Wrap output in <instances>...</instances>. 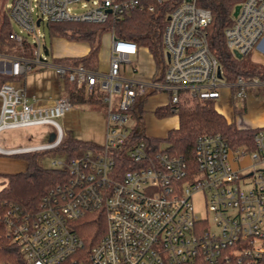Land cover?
I'll return each instance as SVG.
<instances>
[{"label":"built area","instance_id":"2783aa9c","mask_svg":"<svg viewBox=\"0 0 264 264\" xmlns=\"http://www.w3.org/2000/svg\"><path fill=\"white\" fill-rule=\"evenodd\" d=\"M237 4V14L223 35L232 54L245 56L264 34V0ZM78 5L83 9L73 11ZM143 6L153 10L143 0H11L6 4L10 20L25 34L13 29L9 35L21 47L20 54L0 52V72L13 79L0 85V132L41 124L55 130L47 143L0 146V153L52 149L63 138L65 131L57 118L73 109L70 98L59 93L39 100L14 82L35 65L51 66L55 82L84 84L87 98H100L96 104L102 105L104 132L100 142L79 155L53 158L51 167L64 170L66 177L41 197L35 212L9 206L0 213L5 235L18 247L24 264H192L198 257L209 264L222 259L228 264H264V126L254 129L251 149L231 148L219 132L200 134L192 170L182 155L166 148L151 151L131 117L132 107L157 90L167 92L164 106L174 112L181 93L214 101L223 86L236 87V96H242L246 86L260 82L257 76L223 80L218 59L209 48V9L196 0L173 5L163 30L164 69L148 81L122 76V65L130 63L139 47L116 37L113 28L107 32L106 71L49 60V48L38 28L41 23L113 22ZM26 41L29 54L23 48ZM200 191L207 211L203 216L194 212L192 204L193 194ZM92 210L105 215V231L83 252L73 221Z\"/></svg>","mask_w":264,"mask_h":264},{"label":"trees","instance_id":"16d2710c","mask_svg":"<svg viewBox=\"0 0 264 264\" xmlns=\"http://www.w3.org/2000/svg\"><path fill=\"white\" fill-rule=\"evenodd\" d=\"M178 1L165 0L162 3H157L154 0H143V2L153 5L152 11H149L145 6L141 9L135 8L126 13L122 19L113 22H50L47 27L52 38H63L88 46L87 53L81 56L57 57L52 55L49 49L50 60L62 65L82 66L91 71H96L101 35L113 28L116 37L134 41L138 47L147 48L154 59L156 71L159 74L160 65L162 71L165 65L163 30L167 24L169 11ZM238 2L239 0H196L198 6L207 8L211 12V20L207 26L209 48L218 59L225 82H234L238 76L244 78L257 76L264 79V71L256 70L249 62L247 55L236 57L225 45L223 32L231 24L232 12ZM12 31V21L5 7L0 18V52L20 54L21 47H18L14 40L9 37ZM23 48L26 50L25 53L29 54L27 41L23 44ZM11 78L12 76L0 72V85L3 81ZM63 85V93L70 98L73 104L88 102L94 106L97 102L100 103V98L86 97L84 84L77 85L65 79ZM236 91V87L231 88L234 96ZM96 107L101 108L102 105L98 104ZM131 111L138 121L142 113L136 111L134 107ZM158 112H163L164 115L175 114L178 120L177 126L169 129L164 137L147 135L142 130L143 138L152 147L151 151L158 150L159 144L164 141L167 143L166 149L182 155L192 170L195 169L193 159L195 140L202 133L219 132L231 148H252L254 129H239L234 123L227 122L225 117L215 110L211 99H200L181 93L174 112L170 111L167 106L155 108L154 113ZM70 131L71 129L65 131L60 144L52 149L27 151L14 155L22 159L26 166L20 172L0 174L5 179L0 188V213L9 206L19 207L24 212H35L41 197L50 187L65 179L66 172L64 170L42 165L41 160L45 156L59 155L68 159L79 155L86 148L94 145L92 141L79 138ZM105 226L106 219L101 210H92L73 221V229L83 241V252L95 244L105 231ZM1 261L24 264L18 247L9 241L0 221ZM192 264L209 263L204 261L202 257H198ZM215 264L228 263L222 259Z\"/></svg>","mask_w":264,"mask_h":264},{"label":"rangeland","instance_id":"374dc122","mask_svg":"<svg viewBox=\"0 0 264 264\" xmlns=\"http://www.w3.org/2000/svg\"><path fill=\"white\" fill-rule=\"evenodd\" d=\"M11 0H0V18L3 10L6 7V4ZM88 4H86L87 6ZM83 7L80 5L76 6L73 11H81ZM34 16L36 17V10H34ZM13 29L21 34H25V31L17 25L15 22L12 23ZM39 32L43 33L46 46L51 49L53 52H58L59 45L57 44V38H52L49 35L48 27L45 25V22L39 25ZM30 39V37H29ZM63 39V38H62ZM65 40V39H64ZM17 45V44H16ZM20 47L19 45H17ZM110 46V37L109 34L103 33L100 38V47H99V67L105 68L108 63V50ZM145 51V50H144ZM147 62H152V57L148 52H144ZM102 58L101 62L100 59ZM144 57V56H143ZM50 60V59H49ZM137 67L140 68V62H132ZM142 64V62H141ZM132 66L130 63L122 65L121 71L125 74L129 73V69ZM162 66L159 67V74L162 72ZM29 74H36L37 78H40V83L44 78H50L54 74V69L51 66L44 68L35 65ZM27 73V74H28ZM146 99H143L142 103L140 100L135 104L134 108L136 111L142 113L140 119L137 121L132 115L131 117L134 122H137L138 127L144 131L147 135L164 137L169 129L175 128L178 124L177 116L175 114L164 115L163 112L154 113V109L158 105H163L167 101V92L164 90H157L156 92L148 94ZM73 112L76 115V120L74 119L71 124L64 121L62 117H58L57 120L64 128V131L71 129L75 136L82 139H92L100 141L101 132L103 129L104 118L103 114L99 111V108L95 105L92 106L90 103L86 102L84 104H74ZM162 115V117H160ZM53 126L49 124L41 125H32L24 126L18 128H7L0 132V146L3 148H13L18 146H31L35 144H44L50 140L51 134L54 132ZM159 148H167V143L161 141ZM54 157H59V155H49L45 156L41 163L44 166L51 167V164ZM192 204L194 212L198 216L207 215L204 192H196L192 196Z\"/></svg>","mask_w":264,"mask_h":264},{"label":"crops","instance_id":"0c3cea01","mask_svg":"<svg viewBox=\"0 0 264 264\" xmlns=\"http://www.w3.org/2000/svg\"><path fill=\"white\" fill-rule=\"evenodd\" d=\"M59 45L58 52H53L51 49V54L54 56H81L85 55L88 51V46L83 43L71 42L64 40L62 38L54 39ZM110 47V46H109ZM149 53L147 48L139 47L138 53L131 58L130 63L135 68L134 71L129 69V73L125 74L122 72V76L148 81L151 79L156 71V65L152 57V62H147L146 56L144 55L145 51ZM14 55L11 53H6ZM50 56V55H49ZM144 56V57H143ZM50 58V57H49ZM101 58V57H100ZM247 58L249 62L256 70L264 71V34L258 41L256 47L252 49ZM102 58L100 59L101 62ZM140 62V68L137 67L132 62ZM142 62V64H141ZM108 63H109V50H108ZM108 63L105 68L99 67L98 71H106L108 68ZM129 63V64H130ZM99 64V58H98ZM40 67V66H39ZM0 69L1 63H0ZM36 74H25L23 78L14 79V82L22 86L23 90L28 96L34 94L39 100L46 98L48 95H57L59 93L63 94V83L55 82L54 74L50 78H44L40 83V78L36 77ZM260 79V78H259ZM7 80H13L7 79ZM146 99V98H145ZM98 105V104H97ZM95 104V106H97ZM215 110L221 113L227 122H232L239 129H255L257 127L264 126V79H260L259 83L251 84L246 86L244 90V95L234 96L227 86L221 87L220 97L213 101ZM164 106L158 105L157 107ZM74 107V106H73ZM100 111V108H99ZM101 112V111H100ZM75 112L71 110L66 116L62 117L65 122L71 124L73 120H76ZM104 132V123L103 129L101 132L100 141L103 137ZM86 140V139H85ZM92 142H100L98 140L87 139ZM25 162L14 156L0 153V174L5 173H16L23 171L25 169ZM5 181L3 176H0V188L2 183Z\"/></svg>","mask_w":264,"mask_h":264},{"label":"water","instance_id":"95a60500","mask_svg":"<svg viewBox=\"0 0 264 264\" xmlns=\"http://www.w3.org/2000/svg\"><path fill=\"white\" fill-rule=\"evenodd\" d=\"M238 8H239V5L238 4L234 6V9H233V12H232V15L233 16H235L237 14ZM234 54H235L236 57H241V55L239 53H236L235 52ZM218 77H220V74L219 73H218Z\"/></svg>","mask_w":264,"mask_h":264}]
</instances>
